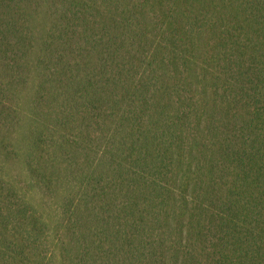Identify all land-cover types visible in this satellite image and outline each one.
I'll use <instances>...</instances> for the list:
<instances>
[{
  "label": "trees",
  "instance_id": "16d2710c",
  "mask_svg": "<svg viewBox=\"0 0 264 264\" xmlns=\"http://www.w3.org/2000/svg\"><path fill=\"white\" fill-rule=\"evenodd\" d=\"M0 264H264V0H0Z\"/></svg>",
  "mask_w": 264,
  "mask_h": 264
}]
</instances>
